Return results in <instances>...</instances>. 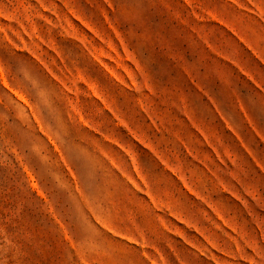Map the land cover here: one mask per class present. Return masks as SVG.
Wrapping results in <instances>:
<instances>
[{
	"label": "rangeland",
	"instance_id": "1",
	"mask_svg": "<svg viewBox=\"0 0 264 264\" xmlns=\"http://www.w3.org/2000/svg\"><path fill=\"white\" fill-rule=\"evenodd\" d=\"M0 264H264V0H0Z\"/></svg>",
	"mask_w": 264,
	"mask_h": 264
}]
</instances>
